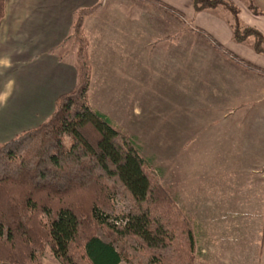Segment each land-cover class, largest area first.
<instances>
[{
    "label": "trees",
    "instance_id": "1",
    "mask_svg": "<svg viewBox=\"0 0 264 264\" xmlns=\"http://www.w3.org/2000/svg\"><path fill=\"white\" fill-rule=\"evenodd\" d=\"M192 2L195 12L224 8L232 39L253 38L264 55V33L234 2ZM98 7L77 9L65 39L75 47L74 88L40 125L0 143V264H43L46 255L57 264H194L191 224L138 145L89 104L84 21ZM4 8L0 0V21Z\"/></svg>",
    "mask_w": 264,
    "mask_h": 264
},
{
    "label": "crops",
    "instance_id": "2",
    "mask_svg": "<svg viewBox=\"0 0 264 264\" xmlns=\"http://www.w3.org/2000/svg\"><path fill=\"white\" fill-rule=\"evenodd\" d=\"M159 1L170 8L185 6L188 16L199 26L200 19L205 17L210 25L214 23L210 30L213 38L223 47H230L226 48L230 52H237L238 47H233L231 42L229 19H218L207 11L195 12L192 0ZM3 2L0 143L40 125L53 112L56 99L74 88L75 47L65 39L70 34L77 9L99 5L84 21L90 84L92 72L99 64L97 57H106L107 63L118 59L123 69V59L131 55L128 36L131 7L141 8L140 16L152 19L148 23L142 20L147 23L144 26L146 37L145 44L138 48L140 52L144 50V56L172 58L178 53V20L168 10L142 0ZM261 15L240 10V17L246 24L264 32V16ZM137 25L141 26L139 22ZM235 70L230 71L238 72ZM254 74L248 72L247 80L234 81L236 86L241 85L235 92L236 98L221 99L224 107L221 114L207 116L212 124H218L215 126L218 131L214 132L219 138L218 154H221L218 187L207 182L195 191L187 185L188 192L178 194L171 184L170 196L192 226L194 264H264V109L256 112V106L264 103V81L257 82ZM240 108L244 109L243 113H238ZM44 264L57 263L51 260Z\"/></svg>",
    "mask_w": 264,
    "mask_h": 264
},
{
    "label": "rangeland",
    "instance_id": "3",
    "mask_svg": "<svg viewBox=\"0 0 264 264\" xmlns=\"http://www.w3.org/2000/svg\"><path fill=\"white\" fill-rule=\"evenodd\" d=\"M231 1L241 12L264 14V0ZM142 11L134 7L129 11L131 55L123 59V69L118 59L107 63L106 57L96 58L99 64L92 72L89 104L138 145L140 155L151 164L169 196L171 184L178 194L188 192L187 185L196 191L211 182L217 188L221 183L219 138L214 133L218 124H212L207 116L221 114V99L236 98L241 85L236 86L234 81L247 80L248 72L256 73L257 82L264 81V55L253 51V38L243 43L231 40L236 45L233 47H238L233 54L227 50L230 47L226 49L213 38L210 30L214 23L210 25L203 17L201 26L197 25L182 6L168 11L178 20L177 56L149 59L138 48L145 44V24L152 21L140 16ZM205 11L232 21L221 6ZM250 65L253 71L249 70ZM233 69L238 72H231ZM256 108L257 113L262 112L264 103ZM242 109L238 113H243ZM51 260L56 263L46 255L43 264Z\"/></svg>",
    "mask_w": 264,
    "mask_h": 264
}]
</instances>
